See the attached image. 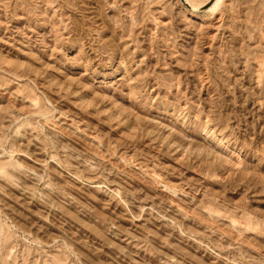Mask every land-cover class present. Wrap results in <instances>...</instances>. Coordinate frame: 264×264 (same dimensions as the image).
Here are the masks:
<instances>
[{
  "label": "rangeland",
  "instance_id": "1",
  "mask_svg": "<svg viewBox=\"0 0 264 264\" xmlns=\"http://www.w3.org/2000/svg\"><path fill=\"white\" fill-rule=\"evenodd\" d=\"M208 5L0 0V264H264V0Z\"/></svg>",
  "mask_w": 264,
  "mask_h": 264
},
{
  "label": "bare ground",
  "instance_id": "2",
  "mask_svg": "<svg viewBox=\"0 0 264 264\" xmlns=\"http://www.w3.org/2000/svg\"><path fill=\"white\" fill-rule=\"evenodd\" d=\"M185 1H186V3L188 2L189 6L192 8V11H195V10L209 4L208 7L206 8V11H209L211 13L217 12L225 2V0H206V1L200 2V3H195V2H192L191 0H185ZM199 16H201V15H199Z\"/></svg>",
  "mask_w": 264,
  "mask_h": 264
}]
</instances>
